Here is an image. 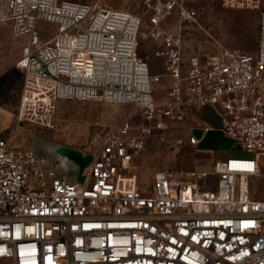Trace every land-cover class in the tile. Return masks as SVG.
I'll list each match as a JSON object with an SVG mask.
<instances>
[{"label":"built area","instance_id":"1","mask_svg":"<svg viewBox=\"0 0 264 264\" xmlns=\"http://www.w3.org/2000/svg\"><path fill=\"white\" fill-rule=\"evenodd\" d=\"M137 1L141 15L106 0H0V24L22 40L15 128L0 136V264H264V11L254 54L222 48L185 58L181 29L197 23L195 0ZM174 14L178 26L166 30ZM39 23L55 26L50 39L42 40ZM141 39L157 44L162 73L150 72ZM59 101L131 105L140 122L110 129L81 181L69 180L15 140L21 126L51 128ZM205 107L250 157L158 170L143 191L132 164L148 140ZM200 131L203 138L212 129ZM210 176L216 183L206 187Z\"/></svg>","mask_w":264,"mask_h":264},{"label":"rangeland","instance_id":"2","mask_svg":"<svg viewBox=\"0 0 264 264\" xmlns=\"http://www.w3.org/2000/svg\"><path fill=\"white\" fill-rule=\"evenodd\" d=\"M91 2L92 0H70ZM109 7L140 14L142 5L137 0H106ZM192 7L197 12V23L182 26L184 38V54L187 56L207 55L218 53L220 49H237L246 54H254L257 47L258 26L261 11H264V0L258 11L230 10L221 5L220 0H195ZM146 26L142 18V28ZM178 26L176 15H172L164 25L166 30H174ZM43 41L50 39L55 26L39 23ZM50 33V34H48ZM157 44L152 40H139V52L149 58L150 72L162 73L159 59L155 58L154 51ZM22 53V40L13 39L9 25L0 24V110L3 119L0 123V136L9 134L15 124L12 118L15 112L22 84V74L15 68V63ZM168 82L164 81L156 88V99H164V91ZM131 121L139 124L137 110L131 105L103 104L93 102L59 101L55 105L51 128L24 125L15 133L16 143L20 146L32 148L38 153L47 154L50 167L65 171L61 161L55 156L57 147H66L84 154L94 156L108 131L115 126ZM193 126L184 120L172 124L167 132L161 136L148 140L145 149L133 162L140 188L148 190L153 174L158 170H189L190 161L198 154L188 153L185 147L184 135ZM196 137H201V131L193 130ZM178 141L182 144L179 145ZM34 148H37L35 150ZM211 152H203L199 159L205 163L213 160ZM195 154V155H194ZM232 158H249L250 156L230 146ZM226 156V157H227ZM65 164L72 168V163ZM66 176L75 178L74 170H66ZM216 179L210 176L206 187L215 185Z\"/></svg>","mask_w":264,"mask_h":264},{"label":"crops","instance_id":"3","mask_svg":"<svg viewBox=\"0 0 264 264\" xmlns=\"http://www.w3.org/2000/svg\"><path fill=\"white\" fill-rule=\"evenodd\" d=\"M185 120L193 124V126L184 135V143L187 152L192 153L194 151L200 155L203 152H211L215 150L213 154V160L209 161L208 163L200 160L198 155L194 156L190 161L191 169H208L211 167V164L214 160L226 158V156L230 153L231 144L229 140L218 131L220 128V119L218 114L213 109L209 107L191 109ZM200 126H208L212 129V131L203 138L202 135L201 137L196 136V138L200 140L197 146L188 144V138L190 136H194L193 130H197V132L200 131ZM34 149L37 150V148ZM38 156H44V153H40ZM56 170L60 172V170ZM68 179L74 180L72 177H68Z\"/></svg>","mask_w":264,"mask_h":264},{"label":"water","instance_id":"4","mask_svg":"<svg viewBox=\"0 0 264 264\" xmlns=\"http://www.w3.org/2000/svg\"><path fill=\"white\" fill-rule=\"evenodd\" d=\"M53 151L54 149L50 150L48 153H52ZM55 151H56L55 156H57V158L61 161V164L65 168V171H60V172L63 173L64 176H66L65 174L66 170H74V172H76V177L74 178V180L81 181V172L85 167L88 166L91 160V156L88 154H84L80 151H76L66 147H57ZM47 154H45L44 156H38V155L37 156L47 159ZM65 161L72 163L73 167L72 168L68 167L65 164Z\"/></svg>","mask_w":264,"mask_h":264}]
</instances>
